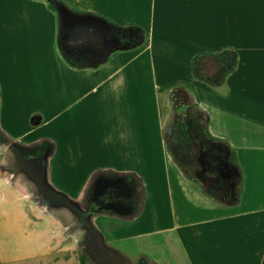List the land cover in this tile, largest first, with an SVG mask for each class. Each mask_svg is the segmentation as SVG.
<instances>
[{"label":"crops","instance_id":"crops-1","mask_svg":"<svg viewBox=\"0 0 264 264\" xmlns=\"http://www.w3.org/2000/svg\"><path fill=\"white\" fill-rule=\"evenodd\" d=\"M61 1L67 9L136 27H142L133 21L141 3L156 7L159 2ZM181 1L189 4L196 0ZM204 1L207 38L197 39L196 51L184 53L174 48L175 39L168 33L157 35L148 28L147 41L141 47L118 48L95 62L72 66L57 44L56 12L48 6L53 0H0V106L7 88L5 72L27 66L42 71V76L32 78L24 91L20 87L16 93L22 97L17 96L13 107L17 120L26 122V130L15 136L3 135L1 143L29 148L53 142V152L44 157L42 171L43 183L55 192L52 200L35 212L24 202L22 171L0 170L2 178L9 181L7 187L20 195L15 209L0 211V264L32 263L52 255L68 257L82 235L87 254L98 262L126 257L116 246L119 241L147 237L151 242L161 236L160 241L172 238L179 244L187 264H264V0ZM33 5L41 9L36 17V49L51 51V56L46 60L43 56L37 65L29 60L33 53L29 48L21 45L14 50L6 37L11 25L25 28L30 17L25 9ZM167 40L170 46L164 42ZM190 42L194 43L193 38ZM224 49L235 50L238 59L221 85L193 79L191 61L195 55ZM173 88L191 94L209 116L210 134L227 141L235 151L242 175L236 203L221 205L203 195L169 156L164 138L171 111L168 90ZM60 114L66 115L61 135L34 137ZM29 135L33 139L24 141ZM50 157L56 161L55 168L62 164L81 170L82 185H88L100 169L135 172L144 185L141 212L127 227L96 226L92 217L109 216L104 212L85 211L82 220L78 219L70 206L73 200L61 198L47 181ZM81 175L71 173L70 177ZM86 194L85 189L79 205ZM52 224L57 227L50 232Z\"/></svg>","mask_w":264,"mask_h":264},{"label":"rangeland","instance_id":"rangeland-1","mask_svg":"<svg viewBox=\"0 0 264 264\" xmlns=\"http://www.w3.org/2000/svg\"><path fill=\"white\" fill-rule=\"evenodd\" d=\"M52 3L55 6L57 17V44L60 52H65L73 60L80 62H95L99 60V55L92 51L85 53L82 48H70L67 46L65 42L66 38L63 36L61 31L59 15V12L66 7H64L58 0H53ZM25 11L28 12V15L30 16L28 17L25 28L23 29L24 26L20 24H16L14 27L13 25H11L10 32H8L9 36L6 37L8 38V41L10 43L15 45V47L13 48L14 50H16L17 47H20L21 45L29 48L30 51L33 52L30 53L31 57H29V60L33 61L34 64L37 65L39 61L41 62L43 56H45V60L48 59L51 56V51L49 48L43 50L41 48L36 49V35L38 33L36 32V17L41 13L40 7L33 5L31 9L26 8ZM25 11L23 12L24 14H26ZM154 12L155 15L152 17ZM102 19L107 23V28H109L111 31L109 34V39L112 42L111 47L106 52H104V56L109 54L112 50H116L118 48L141 47L143 44H145L148 28L153 29L157 35L163 32L168 33L175 39L174 48H179L184 53L197 50L198 43H196V41L198 38H207L206 30L208 10L206 2L204 0H196L189 4H186L181 0H159L156 7H151L148 3L145 2L141 3L140 7L135 13L133 21L140 24L142 27H136L135 25L119 26L111 23L105 18ZM198 30H200L199 34ZM118 34L127 36L126 38H129L127 40L128 42L125 44H121L117 38ZM191 38H193L194 40V43L192 44L190 42ZM186 40L188 41L185 42ZM164 42L168 46H170L171 44L169 43V40ZM48 66L49 64L46 63L45 69H48ZM40 68L41 67L34 69L27 66L26 68H13L4 73L6 79L5 85L7 86V88L6 93H4V104L0 106V133L2 132V135H5L7 137L15 136L19 132L26 130V122L17 120L16 110L13 105L18 101L17 96H20V98L22 97L21 95L16 94L18 92V89H20L21 87L24 91V85L31 84L32 78L35 79L42 76V71ZM45 76L46 75L44 74L42 77L43 80L46 79ZM168 97L171 103V111L165 127L166 135H169L173 131L176 124L179 122L184 123L187 128L193 130L198 135L201 134L202 128H195L193 117L189 116L190 113L187 112L188 106L193 102V97L191 96V94L184 89L182 90L179 88H173L168 90ZM64 117H66V115L60 114L57 119L52 120L48 124L46 123L38 134L36 132L34 137H36L37 135H42L43 133L51 135H61L62 131L65 128V124L63 123ZM32 139L33 135H29L24 138V141H31ZM198 140L199 143H208V141L203 137H199ZM44 157H41L43 164L45 161ZM22 159L20 158L14 147L8 146L7 143H0V170L4 172L5 170L2 168H8V170L14 168L17 169V171H22V178L24 182L23 191L27 198V201L24 202L27 203L29 209L35 210L36 212L39 208L43 207V204H47L49 203L48 201L52 200L53 194H55V192L48 185H45L44 183L40 184V181H43V179L40 180L36 178L37 168L28 166L25 159ZM48 159L50 162V168L46 170L48 183L56 191L59 192L61 198H63L64 200H66L67 198L73 200L74 203H71L70 206L78 216V219L81 218L80 220H82V216H84L85 211L90 212L86 203L87 196H85V199L83 203H81V205H79L78 203L83 195V191L85 189L87 190V192L90 190L92 178L91 181L89 180L88 185H82L84 178L81 175V170L64 168L65 166L62 164L59 165V167L55 168L53 165L56 164V161L54 162V158L50 157ZM71 173H78L81 176L72 178L70 177ZM2 175L3 174L0 173V211L9 212L16 208L18 201L17 199L20 195L15 194L14 190H11L9 187H7L9 181L7 178L3 179ZM196 177L198 178L199 185L203 186L204 188L209 187L210 181L204 179L206 177L203 171L199 172V175L197 174ZM26 183L29 184L25 186ZM42 184L46 189L42 188ZM218 192L221 193V191ZM93 203L97 207L116 210V212H120V214L128 215L127 217L119 215L110 216V214H108L109 216L94 215L92 217V220L96 226H101L107 223L111 227H127L130 221H132L134 218L132 216L133 208L130 209L132 205L131 203L129 204V207L126 206L124 208H115L107 204H100L95 202V200ZM9 217L10 216H8V220ZM56 227L57 226L55 224H52V226H50V232L55 231ZM83 236L85 235H82V237L79 239L81 243L73 251V254L68 257H57L53 255L43 256L39 259H35L36 261L32 263L25 262L24 264H80L79 254H87V251L84 247L85 237ZM160 237L161 236H158L157 240L151 239L152 243L147 237L133 238L127 241H119L118 243H116V246L118 249H121L125 251V253H127L126 257L121 256L109 258V260L104 262H98L96 260V257H94V260H91L89 263L154 264L153 262L149 261L150 259L156 261V264H187V261L181 251L179 244L172 238L168 241H160ZM142 252L149 254V257L146 258L145 256H143V254H141ZM150 255L153 257H151Z\"/></svg>","mask_w":264,"mask_h":264},{"label":"trees","instance_id":"trees-1","mask_svg":"<svg viewBox=\"0 0 264 264\" xmlns=\"http://www.w3.org/2000/svg\"><path fill=\"white\" fill-rule=\"evenodd\" d=\"M58 1L64 4L63 1ZM48 6L50 9L55 10L52 2H49ZM126 37L121 34L117 35L121 44L128 42L129 38L127 39ZM61 54L72 66H78L82 63L73 60L65 52H61ZM237 59V52L231 49H224L217 53H199L192 58L191 75L197 81H204L211 86H219L224 82L226 76L234 70L237 65ZM187 112L190 113L189 116L193 117L195 128H202V133L198 135L193 130L187 128L184 123H177L173 131L164 138L169 156L180 168L183 175L198 185L203 195L221 205L236 203L242 187V175L236 160L235 151L227 141L210 134L208 130L209 116L194 99L188 106ZM198 136L205 138L208 143H199ZM3 141L4 137L0 133V143ZM53 149L54 144L51 141H43L32 148L40 157L52 153ZM201 171H203L206 177L204 179L210 181L208 188H204L198 184L196 176ZM119 180L127 183L130 188L135 204L132 216L135 217L141 212L145 201L142 178L132 171L120 172L113 169H100L93 174L90 190L86 194V203L90 211L104 212L123 217L128 216L120 214L116 210L97 207L93 203L94 194L101 182H117ZM111 188H114V186ZM218 191H221V193ZM91 260L88 254H79L80 264H93L89 263Z\"/></svg>","mask_w":264,"mask_h":264},{"label":"flooded vegetation","instance_id":"flooded-vegetation-1","mask_svg":"<svg viewBox=\"0 0 264 264\" xmlns=\"http://www.w3.org/2000/svg\"><path fill=\"white\" fill-rule=\"evenodd\" d=\"M59 15L61 31L66 38L65 42L68 47L82 48L85 53L92 51L99 56L103 55L111 47L112 42L109 39L111 31L107 28V23L101 17L90 13L81 14V12L67 8L61 10ZM32 148H21L14 145V149L20 158H24L28 166L37 168L36 178L41 180L43 179L42 158ZM41 183L43 181H40ZM112 186L114 188H111ZM42 188L46 189L43 184ZM93 200L115 208H124L126 206L129 207L133 199H131V192L127 183L119 180L117 182H101L94 194ZM131 204L130 209L134 208V201Z\"/></svg>","mask_w":264,"mask_h":264}]
</instances>
